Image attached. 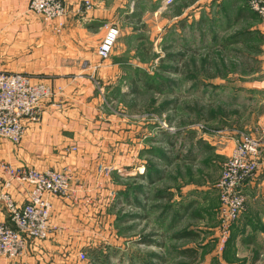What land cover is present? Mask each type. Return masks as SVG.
Here are the masks:
<instances>
[{
  "label": "rangeland",
  "instance_id": "rangeland-1",
  "mask_svg": "<svg viewBox=\"0 0 264 264\" xmlns=\"http://www.w3.org/2000/svg\"><path fill=\"white\" fill-rule=\"evenodd\" d=\"M107 3L114 9L98 24L119 33L100 63L118 47L121 68L101 85L102 111L137 146L104 180L84 264H264V191L244 186L222 242L216 189L237 137L258 132L264 95L251 108L244 84L264 80V21L245 0Z\"/></svg>",
  "mask_w": 264,
  "mask_h": 264
},
{
  "label": "crops",
  "instance_id": "crops-1",
  "mask_svg": "<svg viewBox=\"0 0 264 264\" xmlns=\"http://www.w3.org/2000/svg\"><path fill=\"white\" fill-rule=\"evenodd\" d=\"M83 1L72 0L56 32L58 19L44 21L28 10L26 0H0V71L25 73L54 92L40 102L37 120L25 125L19 143L0 139V163L36 169L68 167L77 188L67 196L50 195L49 235L28 240L19 257H0V264H84L78 253L89 247L95 223L106 208V180L97 188L96 168L102 164L123 169L135 159L132 132H124L122 121L102 111L101 85L117 78L121 62L117 47L115 59L99 63L97 47L110 23L98 22L106 21L114 7L107 0H89L91 8L86 9ZM244 87L255 95L246 105L255 107L251 105L264 95V80L245 82ZM253 120L254 128L264 131V110ZM2 178L0 168V187ZM263 187L264 176L245 183L246 190L257 193ZM12 194L25 201L21 188ZM2 215L6 217L0 203Z\"/></svg>",
  "mask_w": 264,
  "mask_h": 264
},
{
  "label": "built area",
  "instance_id": "built-area-1",
  "mask_svg": "<svg viewBox=\"0 0 264 264\" xmlns=\"http://www.w3.org/2000/svg\"><path fill=\"white\" fill-rule=\"evenodd\" d=\"M30 12L39 14L44 21L66 15L72 0H26ZM171 1V0H166ZM252 12L264 21V0H245ZM84 8H91L89 0L83 1ZM63 24L59 21L56 32ZM118 28L105 25V33L97 47L99 63L106 60L117 42ZM58 91L60 87L56 88ZM54 92L43 84L32 82L25 73L0 71V139L13 144L20 142L25 125L35 122L40 102ZM75 150V147L71 148ZM3 174L0 187V203L6 214L0 216V257H19L28 240H42L49 234L52 196H67L77 188L73 187L74 173L70 168L36 169L1 162ZM121 171L114 165L99 164L96 168L97 188H102V179L113 171ZM264 176V131L242 133L234 142L228 159L223 163L216 189L219 201V216L222 220V242L228 224L238 216L244 206L245 183L256 175ZM25 194L23 203L16 200L12 190L20 189ZM264 187L262 188V192ZM2 214V213H1ZM231 222V223H230ZM79 260L85 253H78Z\"/></svg>",
  "mask_w": 264,
  "mask_h": 264
}]
</instances>
